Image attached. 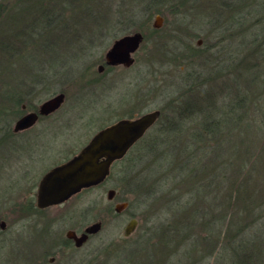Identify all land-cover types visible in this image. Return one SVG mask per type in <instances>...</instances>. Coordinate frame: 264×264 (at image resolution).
<instances>
[{
  "label": "rangeland",
  "instance_id": "1",
  "mask_svg": "<svg viewBox=\"0 0 264 264\" xmlns=\"http://www.w3.org/2000/svg\"><path fill=\"white\" fill-rule=\"evenodd\" d=\"M43 2L46 0H0V62L1 55L6 56L7 60L4 61L10 59L7 70L0 69V91L4 87L10 88L15 76L22 77V81L25 79L23 77L29 68L26 71L23 66L29 60L25 61L24 57L28 59L31 56L32 69L36 76H43L42 83L29 94L22 85L24 81L17 85L16 89L27 95L26 101L21 104H28L26 109L37 105L60 92L61 86V92L66 95L61 106V123H70L61 129L64 131L61 139L53 138L51 131L57 125L59 112L56 111L32 129L13 133L11 128L21 113L20 106L10 112L8 105L3 106L0 99V111L4 112L1 109L5 108L8 112L0 114V130L4 125L10 126V131L3 135L15 138L0 139V169L10 170L15 161L19 164L28 153H33L35 157H45L42 164L35 166L34 177L37 176L45 165L59 160L62 162L72 156L101 126L118 118L159 109L165 96L177 94L183 89L187 66L197 67L198 61L203 64L214 59L216 66L220 61L221 66L231 63L232 67L235 57L226 49L233 42L234 45H241V54L245 59L241 63L242 69L246 70L244 61H249L254 63L258 73L257 83L249 90L252 92V105L248 111L238 112L240 121L244 122L250 133L251 144L249 153L240 151L234 154L232 140L214 134L215 138L203 141L209 145L207 154L203 152L198 139H160L162 147L159 152L144 150L142 155L136 156L133 147L136 141L124 156L112 164L110 175L105 181L81 190L61 204V223L54 221L47 225L49 231L43 233L45 237L35 234L37 231L34 229L41 226L34 220L40 219L39 215L28 217L19 213L18 217H13L1 206L0 213H7V216L6 219L0 217L6 220L5 228L0 229V264H85L88 261L89 264H104V261L113 264L123 255L127 256V264H153L149 256H158V243L159 254L164 255L158 264L171 261L174 264H190L191 260H186L192 257H197L203 264H215L212 260L223 244L222 240L217 242L218 236L224 238L222 233L229 218L241 215L246 219L245 222H249L254 217L264 215V210L258 207L264 200V16L260 17L259 13L248 14L239 29L234 32L231 30L232 39L222 37L218 32L222 22L219 0H185L183 9L174 0H80L81 5L92 7L95 14L103 11L114 14L107 18L111 20L109 23L90 27L94 32H83L84 36L92 37L90 49L79 48L69 53V49L63 47L60 53L57 45L61 41V17H53L54 21L48 23L52 26L47 27V24L40 29L42 24L33 20L35 13H26L30 9L29 4L36 8ZM57 4L54 12L61 11V6L58 8ZM240 4L242 13L248 11L249 6L258 8L261 5L260 0H240ZM130 8L144 10L151 16L143 27L135 26L119 34L126 22L116 13ZM176 9L180 12L176 13ZM156 15L162 17L159 27L153 26ZM135 20L139 23L141 18L136 17ZM28 22L32 25L25 28ZM43 29L49 32H43ZM135 30L141 31L143 38L132 54L133 63L128 67H107L98 74V62L111 42L119 35ZM190 31H198L199 35L193 37ZM58 33L60 39L57 38ZM55 40L58 43H51ZM44 41H50L51 46L44 44L43 49ZM34 42L39 45L35 46ZM11 45L16 47L14 52L4 51L11 50ZM199 47H204L203 51ZM84 73L85 80H79ZM43 123L49 124V133L28 139L42 128ZM222 132L224 136L225 131ZM173 145L185 148L183 159L177 164L165 162ZM190 154L193 157L190 159L191 164L188 159ZM18 167L16 165L14 168ZM174 167H186L189 175L191 171L192 186L187 184L189 175L175 176L177 173L174 171L178 168ZM124 168L130 169L135 176L129 180L131 184L121 176L120 170ZM34 177L29 179L32 181ZM194 183L201 188H197L201 191L200 197L194 194ZM110 188L114 193L108 198L107 190ZM20 192L21 189L18 194ZM192 194L195 195L196 205H201L196 210L194 220L191 219L192 209L179 208L174 209V212L172 208L169 209L168 201L173 205L172 200L177 196L192 197ZM205 198L209 200L205 201ZM124 202L121 210L114 209L115 204ZM131 218L137 219L136 226L129 235H124L123 228ZM95 221H101L100 229L80 246H75L66 237V231L75 230L79 233ZM204 221H213L216 226L213 223L211 231L202 229L201 223ZM189 222L195 223L194 230L197 238H200V243L196 245L184 243L185 238L187 241L188 237H192L191 227L185 232L178 229ZM160 223L164 226L159 227ZM152 229L156 233L149 241L146 237H149ZM30 232H33V236ZM166 234L172 235L174 240L168 242L164 239ZM123 237L128 238L123 241ZM207 246H213L211 251L206 249ZM126 248L129 255L124 253ZM189 249L193 250L190 255ZM50 257H53L52 262H49ZM250 262L255 264L254 259Z\"/></svg>",
  "mask_w": 264,
  "mask_h": 264
},
{
  "label": "trees",
  "instance_id": "2",
  "mask_svg": "<svg viewBox=\"0 0 264 264\" xmlns=\"http://www.w3.org/2000/svg\"><path fill=\"white\" fill-rule=\"evenodd\" d=\"M174 1L176 5L180 3L179 8L183 9L182 3L185 0H181L180 2L179 0ZM175 3L173 2V5ZM219 3L221 6L219 16L222 22L218 32L222 37L227 36L232 38L233 33L231 32V30H233L234 32V30L239 29L241 22L247 19L248 14L255 15L256 13H259L258 15L260 17L264 16V0H260L261 5H259L258 8L249 6L247 8L248 11H246L245 13H242L240 0H219ZM56 4L58 5V8L61 6L60 12H54ZM28 7L30 9L27 10V15L35 13L33 14V20H36V23L42 24L40 29L44 28L48 23H51V21H54L53 17H57V19H59L58 17H61V50H63V47L65 48V50H67L66 48H68L69 50L67 51L69 53H74L75 50L79 48H83L84 50L90 49V40L92 39V37L84 36L83 32H94V30L90 29V27L101 26L104 23H109L111 20L107 18H111V16L114 14L104 11L101 13L97 12V14H95L92 7H86L83 4L81 5L80 0H46V2L40 3L36 8H34L30 4ZM175 12L179 13L180 11L179 9H176ZM37 15L39 16L37 19H35ZM116 15L120 18H123L124 22H126L124 27L120 30L119 34L129 31L135 26L143 27V25H145V22H148L151 16L150 13H146V11L144 10H133L132 8L119 10ZM136 17L141 18V20H139V23H137V21L135 20ZM31 25L32 24L28 22L25 28ZM49 26L52 25L48 24L47 27ZM43 32H49V30L45 29ZM190 33L193 34V37L199 35L198 31H190ZM57 38L60 39L59 33ZM51 43L58 42H56L55 40L51 41ZM35 44L37 43L34 42V45ZM44 44L48 47L51 46L50 41H44L42 46ZM59 44L57 46H59ZM13 45H11V50L4 51H9L10 53L14 52L16 47ZM2 47L7 48L3 45ZM230 47H232V50ZM240 47V43L234 45L233 42L231 45H228V48L226 49V52L232 54V56L235 57V63H233L232 67L231 63L229 65L225 64V66H221L220 61L217 62L216 66L214 59L209 60V63H206L207 61L203 62V64L201 61H198L197 67L193 65H189L186 67L187 71L185 73V84L184 82H182L183 89H181V92L178 91L177 94H170L164 97L163 103H161V105L159 106V109L161 111L160 116L147 131V133H145V135L142 136L133 145V147L135 148L136 156L142 155L141 153H144V150L147 151L151 149L159 152L162 147V142L160 141V139L183 138L188 140H200L199 144L202 146V149L204 150L203 152L208 154L209 145H205L204 142L209 141L211 138H215L216 135L221 136L222 139L232 140V144L234 145L232 146V148H235L234 154L240 151H242L243 153H249L248 150L251 144L249 140L250 133L245 128V125L243 124L244 122L240 121V114H238V112L242 110L248 111L250 106L252 105V92L249 90L251 89V86L257 83L258 73L254 67L253 62L251 63L249 61H244L246 70L244 71L242 69L241 63L245 59L241 54ZM203 48L204 47H199L198 49L203 51ZM43 49H45V47ZM21 57L22 56H18L17 58ZM24 58L23 59L26 61V56ZM1 59L2 61L0 62V67L1 69H3V71H5L8 68L7 66L10 65V59H8V61H4L7 60L6 56L4 55H1ZM180 84L181 82L179 83V85ZM20 91L21 90L19 88L16 89V87L14 86H11L10 88L4 87L2 91H0V99L2 100L1 103L3 106L8 105L7 108L10 112H12L14 108H19L22 101H26L27 95L21 93ZM1 110L4 112L0 111V114L8 113L6 112L7 110L5 108ZM4 126L5 127L0 130L2 134L8 133L10 131L8 125ZM223 130L225 131L224 136L222 132ZM216 131H219V133L216 134ZM201 141L204 142L201 143ZM184 152L185 148H178L177 145H173L171 148V152H168L169 154H167V157H165L167 158L165 159V162H172L173 164L179 163L183 159ZM124 158L122 159V161L124 160ZM188 159L190 161L189 164H191V160L193 159L192 154H190V157ZM174 168H178L174 171V173H177L175 176L182 174L189 175L187 173L186 167ZM120 173L121 176H123L122 178L125 179L128 184H131L129 180H131L135 176L132 172H130V169H121ZM189 176L190 177L188 178L187 184L190 183V186H192V183L190 182L192 178L191 171ZM216 181L218 182V180ZM180 182L181 181L179 180L178 183ZM193 186L196 187L193 188L194 194L196 195V197H200L201 188L195 183ZM194 194H192V197L177 196L174 201L171 199L174 206L171 205L168 201L167 203L169 209L172 208V211L179 208L192 209L193 218L191 217V219L194 220L196 210L199 209V206H201L196 205V202L193 198L195 196ZM204 200L208 201L209 198H205ZM258 207L264 210V200H262L258 204ZM161 212L168 213V211ZM236 219H238V221L235 222L234 220ZM245 220L246 219L241 215H239L238 217H236V215H233V218H229L227 227L224 228L222 233L224 238H219L218 236L219 240L217 242H220L222 240L223 244L218 248L215 259L212 260V263L248 264L251 259H254L255 264H264V215L262 217H254L252 221L249 222H245ZM161 223L159 227L164 226V224ZM213 223L215 224V222L213 221L202 222V229L211 231L214 228L212 227ZM194 224H190L189 222V224H182V226L178 227V229H180L182 232L187 231V228L191 227L192 237H188L189 240L187 241L185 238V245L186 242H189V245H196L200 243V238H197V233H195L194 230L196 226ZM175 231L176 230H170V232ZM182 232L180 233V235L182 234ZM155 233L156 231L152 229L149 237L146 238H149V241H152V239L155 237ZM171 236L172 235L170 234H166L164 236V239H166L168 242L174 240V237ZM127 238L128 237H123L122 240L124 241ZM190 240L192 242H190ZM210 244H213V242L210 241ZM159 245L160 243H158L157 246L158 256L155 257L154 254H151L149 256L150 259L146 258L150 261H153V264H158L159 259H162L164 256L162 254H159ZM212 247L213 246H207L206 249L210 250L212 249ZM185 250L187 251L188 247H186ZM151 251H153V249H151ZM192 251L193 250L189 249L188 254L190 255V252ZM124 253L125 255H129L128 248L125 249ZM189 261L190 264H203L202 262L200 263L197 257H192L191 259L186 260V262ZM128 262L129 261L127 260V256L123 255L120 260L114 261L113 264H127ZM89 263L90 261L85 264ZM104 264H108V261H104ZM144 264L149 263L144 262ZM166 264L174 263L171 261L170 263ZM249 264L252 263L250 262Z\"/></svg>",
  "mask_w": 264,
  "mask_h": 264
},
{
  "label": "water",
  "instance_id": "3",
  "mask_svg": "<svg viewBox=\"0 0 264 264\" xmlns=\"http://www.w3.org/2000/svg\"><path fill=\"white\" fill-rule=\"evenodd\" d=\"M161 21L162 17L156 15L153 26L159 27ZM142 38L140 32H133L115 39L105 53L106 62L130 65L133 62L131 53L139 46ZM63 97V92L52 95L40 104L39 111L44 114L51 112L58 107ZM159 114L158 109L151 110L137 117L118 119L98 130L76 154L42 176L37 193V204L45 206L62 202L81 188L101 182L109 173L111 163L126 154ZM35 118L36 113H26L16 120L13 129L16 131L28 127ZM113 193V189H108V198H111ZM124 205L125 202L119 203L114 208L119 211ZM136 223L137 219L131 218L123 228L124 235H129ZM100 225V221H95L86 226L79 235L72 230H68L66 234L78 246L87 238L88 233L99 230Z\"/></svg>",
  "mask_w": 264,
  "mask_h": 264
},
{
  "label": "flooded vegetation",
  "instance_id": "4",
  "mask_svg": "<svg viewBox=\"0 0 264 264\" xmlns=\"http://www.w3.org/2000/svg\"><path fill=\"white\" fill-rule=\"evenodd\" d=\"M133 32H140L141 33V31H138V30L132 31L131 33H133ZM60 35H61V32H60ZM122 35H124V34L119 35L117 38L121 37ZM117 38H115V39H117ZM113 41L111 42L109 47L106 49V51L110 48V46L112 45ZM197 43H200V41L197 40ZM138 47L136 48V50L138 49ZM59 49H60V53H61V41H60V44H59ZM106 51L101 56V58L99 60L100 62H98V66H97V69H96L98 74H101L103 72V70L105 68H107V67L111 68V67L118 66V65H121L123 67H128V66H130L133 63L132 62L130 65H125L123 63L108 64L106 62V58H105ZM135 51H133L131 53V56H132V54ZM28 60H29V63L27 62L23 66V69H25L27 71V69L29 68V70L26 72L25 77H23L25 79H23L24 83L22 85L25 87L27 93L28 92L32 93V90L35 87H40V85L42 83V79L41 78H43V76L40 75V74H38L36 76V74L34 73V71L32 69V66H33L32 57L31 56L28 57L27 61ZM133 61H134V57H133ZM0 69H1V67H0ZM0 73H1V71H0ZM12 77H13V75H12ZM21 78L22 77H18V78L16 76L13 77L12 86L16 87L17 85L21 84L23 82ZM85 78H86V73L81 75V79H79V80H85ZM59 79H61V65H60V78ZM93 79H96V78H93ZM59 91L60 92H58V93H61V86H60ZM63 94H64L63 100H62V102H60L58 107L55 108L54 110H52L51 112L46 113V114L41 113L39 111L40 104L44 100L41 103H38L37 105L29 106L28 109H26L28 104H23L22 103L20 105L21 113L15 118L14 123L16 122V120L18 118H20L21 116H23L26 113H36L35 121L31 125H29L28 127L24 128V129L16 130V131L13 129V126H14V123H13L12 128H11L12 132L13 133L17 132L18 133L20 131L30 130L33 127H35L40 121L44 120V118L50 116L51 114L55 113L56 111H59L58 112V116H57V122H56L57 125L51 131V134H52L53 138L61 139V133L64 132L61 129L62 128L64 129V126L70 123L69 121L68 122L65 121V123H61V106H62V104H63V102L65 100V96H66L65 92H63ZM158 110L160 111V109H158ZM160 113H161V111H160ZM141 114H139V115H141ZM139 115L132 116V117H137ZM159 116H160V114H159ZM132 117L126 116V117H122V118H132ZM158 117H157V119H158ZM118 119H121V118H118ZM118 119H116V120H118ZM116 120H114V121H116ZM156 120L153 122V124L156 122ZM114 121H112V122H114ZM112 122H110V123H112ZM110 123H108V124H110ZM108 124H106V125H108ZM106 125L101 126L96 131H94V133L91 134L90 137H88L87 142L89 141V139H91L93 137V135L98 130H100L101 128L105 127ZM41 127L42 128L38 129V131L33 133L31 137H28V139H35V138H37L36 137L37 135H39V136L41 135L42 136L43 133H46V132L49 133L48 128H50V126H49L48 123H43V125ZM0 139H15V138L11 137V136H8V135H3L2 132H1ZM83 146H81L74 154H76ZM27 155L28 156L26 158H24L22 160V162H20L19 164L15 161V164H12L13 166L11 167L10 170H9V168L6 169V171H3L2 169H0V207L2 206L4 208V210L7 213H10L11 215H13V217H18L20 215L19 213H21V214L24 213L25 216H28V217H33V215H39L40 219L39 218H35L34 220L39 222V223H41V226L34 229L35 231H37L35 234H37V236L39 235L41 237H45L43 235V233H46V232L49 231V227H47V225L53 223L54 221H59L61 223V204L63 202H65L67 199H69L71 196L79 193L81 190L86 189L88 187H91L93 185L81 188L80 191L76 192L75 194H72L69 198H67L66 200H64L62 202L59 201L57 203L48 204V205H45V206H39L37 204V193H38L40 180H41L42 176L47 171H49L51 168L61 164V160H59V161H57L55 163H52V164L45 165V167L41 169L40 173H38V175L34 177V169L36 168L35 166H38V165L42 164L45 161V157H35L36 154H33V153H30V154L28 153ZM69 158H67V159H69ZM116 160H114L111 163L110 168H111L112 164ZM16 165L19 166L18 169L14 168ZM109 175H110V169H109V173L105 176V178L101 182H99L97 184H94V185H98V184L102 183L103 181H105V179H107V177ZM31 177H34V180L31 181V179H29ZM19 189H21V192H22V193L20 192L21 194H18V190ZM115 205H114V207H115ZM7 213H3L1 211L0 217L2 216V218L6 219ZM5 219H0V229H4L5 228V225H6V220ZM100 223H101V221H100ZM85 227L79 233H77L75 230H72V231L75 232L77 235H79L80 233H82L84 231ZM100 227H101V225H100ZM96 232H94V233H96ZM30 233L33 236V232H30ZM66 233H67V231H66ZM94 233H88L87 234V238L83 242H85L88 239V237L91 234H94ZM66 237L74 243V240L72 238L68 237L67 234H66ZM74 245H75V243H74ZM80 245H78V246H80ZM75 246H77V245H75ZM52 261H53V257H50L49 258V262H52Z\"/></svg>",
  "mask_w": 264,
  "mask_h": 264
}]
</instances>
